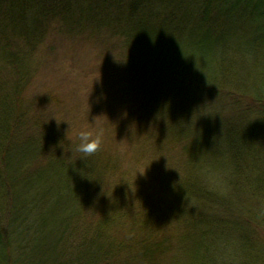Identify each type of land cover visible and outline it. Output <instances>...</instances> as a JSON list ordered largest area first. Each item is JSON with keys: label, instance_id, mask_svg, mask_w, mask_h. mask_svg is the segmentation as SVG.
<instances>
[{"label": "trees", "instance_id": "16d2710c", "mask_svg": "<svg viewBox=\"0 0 264 264\" xmlns=\"http://www.w3.org/2000/svg\"><path fill=\"white\" fill-rule=\"evenodd\" d=\"M190 1L0 0V264L248 263L256 247L249 228L264 231V161L245 150L253 143L263 156L264 0ZM56 22L70 38H89L105 53L104 66L118 68L133 116L159 120L168 132L180 120L179 134L185 123L201 126L188 168L181 147L180 178L158 175L175 201L136 187L133 162L125 168L112 160L105 142L90 156L76 151L72 125L61 120V129L50 118L68 103L31 94L38 75L28 57ZM239 25L249 32L233 36ZM220 135L229 153L225 178L216 177L205 141ZM161 142H153L158 151ZM209 168L224 184L241 181L258 206L222 198Z\"/></svg>", "mask_w": 264, "mask_h": 264}, {"label": "rangeland", "instance_id": "374dc122", "mask_svg": "<svg viewBox=\"0 0 264 264\" xmlns=\"http://www.w3.org/2000/svg\"><path fill=\"white\" fill-rule=\"evenodd\" d=\"M192 1H190V5H192ZM61 26L63 25L58 22L53 23L49 27L45 26L46 39L37 43L35 46L37 48L36 51L28 57L31 71H35L38 75L30 90L31 94L34 97L36 95L40 96L39 93H53V96L59 101H66L68 107L62 106V109L63 107L65 108L64 112L57 109L56 113L50 116L52 122H57L61 129L64 128L61 120L69 122L72 125L71 130L74 138H78V133L85 128L91 131L93 136L102 134L101 140L106 143L103 147L112 152V160L117 161L119 159L120 165L125 168L133 162L132 165L134 166L131 171L136 187L147 190L156 199L167 201L172 199L175 201L173 194L171 198V192L168 187L159 182L158 175L167 172L171 175L173 174V176L175 175V177L180 176V162L183 160L182 145L186 150V167H189L190 160L193 161L198 156L196 154L197 150L191 148L196 134L200 133L201 126H195V124L192 126L191 123H189L190 125L185 123L181 126L183 131L179 134L180 120L172 121L175 123L170 124L168 132L167 125L159 120L149 122L137 110L139 113L133 116L134 110L131 109L133 104L125 103L127 100L124 99V95L121 93L124 87L122 85L123 77L120 75L121 72H119L118 68L104 66V61H106L105 53L100 55L99 48L89 38H70L63 33L65 29ZM82 26H88L89 28V20L88 22L85 20ZM244 30L249 32L248 27L239 25L233 30L232 35L242 34ZM84 35L89 37L87 36L88 33ZM54 36H56L55 43L52 42V37ZM52 44L54 46L53 49L56 47L57 51L49 57L47 50L49 45ZM108 57L112 59L114 55L111 53ZM117 63L118 60L115 64ZM114 102H116V106L113 107L112 105L113 109L111 112L108 111L107 106ZM41 103L43 104V112H46L48 104ZM219 113L227 115L229 111L222 108ZM239 120L247 122L249 118L240 117ZM129 127L134 132V139L129 136L130 131H127ZM255 129L253 128V130ZM253 130L251 131L253 132ZM106 135L110 137L109 140L106 139ZM169 135L180 141L169 139ZM157 140L163 141L161 143L166 147L164 150L158 151L154 148L153 142ZM262 140L259 143L263 151L262 158L256 154L258 149L252 146L253 143H251L252 145H246L247 156L253 160L258 158V160L262 161L263 159L264 161V132ZM205 141L210 146L213 145L214 162L216 163L217 171L220 170V173L218 172L217 176L215 173L214 177L225 178L223 173L227 169L223 164L226 162L229 153L225 149L224 143L226 139L224 135L207 138ZM110 144H112L111 146L114 147L115 151L111 150ZM260 164L264 167V162ZM199 165L201 166L202 164L199 163ZM213 169H207L211 177H209L210 184L222 198L226 197L231 203H241L242 206L249 207L247 208L248 210L254 209L251 204L258 206L255 200L242 193L241 189H244V186H242L241 181L235 179L234 181H226L227 183L224 184L223 179L217 180V178L212 177ZM238 170L242 172V168ZM179 180L178 178L175 179L176 184L180 183ZM257 200L259 202V199ZM185 205H188L187 207L191 209L192 213L195 210L202 212L201 209H203L193 203L183 202V206ZM259 207L264 208V206ZM249 233H251V239L256 247L250 253L251 255L247 254L244 260L248 262L247 264H264V231L260 230L259 232L249 228Z\"/></svg>", "mask_w": 264, "mask_h": 264}, {"label": "clouds", "instance_id": "9594fccd", "mask_svg": "<svg viewBox=\"0 0 264 264\" xmlns=\"http://www.w3.org/2000/svg\"><path fill=\"white\" fill-rule=\"evenodd\" d=\"M101 135L96 134L93 136V133L87 128L82 129L78 133L79 143L76 145V151L82 153L84 156H90L97 152L101 147Z\"/></svg>", "mask_w": 264, "mask_h": 264}]
</instances>
